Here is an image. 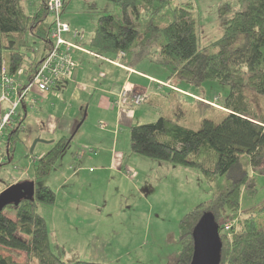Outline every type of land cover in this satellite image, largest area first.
Returning <instances> with one entry per match:
<instances>
[{"label": "trees", "instance_id": "obj_1", "mask_svg": "<svg viewBox=\"0 0 264 264\" xmlns=\"http://www.w3.org/2000/svg\"><path fill=\"white\" fill-rule=\"evenodd\" d=\"M104 1L90 38L91 47L98 54L115 58L123 52L121 62L141 55L153 58L159 52V64L166 69L171 85L166 93L150 100L159 108L155 120L130 125L131 150L157 162L195 168L213 190L209 199L198 202L181 217L180 251L174 264H189L192 229L204 212L212 213L219 226V264H264V204L256 212H238L242 190L250 195L256 191L249 166H257L264 159V113L255 109L246 94V89H251L264 96V0H224L219 6L223 32L205 45L200 44L192 0ZM48 16L46 0H39L33 13L25 10L23 0H0V71L3 66L7 75L14 76L22 68L28 80L33 77L52 43ZM26 33L45 42L40 59L34 55L25 59L30 48ZM153 44L157 47L149 50ZM179 80L193 85L215 80L228 86L224 109L215 110L216 119L201 116L194 127L182 123L186 110L173 83ZM21 109L2 140L1 155L6 159L25 129L26 107ZM67 140L64 136L55 140L36 159V177L51 171L68 146ZM19 188L0 191V203L19 195L13 194L20 193ZM18 199L0 209V264H115L67 261L51 249L46 222L38 210L39 203L52 204L55 200L49 185L33 186L32 196ZM8 206L13 209L10 214L4 212ZM224 208L234 211L223 218ZM225 223L229 224L227 229ZM21 253L24 263L16 260Z\"/></svg>", "mask_w": 264, "mask_h": 264}, {"label": "rangeland", "instance_id": "obj_2", "mask_svg": "<svg viewBox=\"0 0 264 264\" xmlns=\"http://www.w3.org/2000/svg\"><path fill=\"white\" fill-rule=\"evenodd\" d=\"M24 1L23 6L28 13H33L39 5V0H36L34 5H29L30 2L28 4L26 2L25 5ZM64 1L65 4L61 9L62 20L68 23L70 31L81 32L82 30L81 41H85L82 46L96 52L86 39H89L95 28L100 13L98 11L105 6V1ZM192 1L195 3L194 11L199 23L212 25L215 32L218 31V23L223 29L224 17L219 14V6L224 0ZM48 20L52 21V17L48 16ZM65 34L62 33L61 36L64 38ZM219 35L216 33L215 37ZM25 36L30 47L25 52V59L33 55L36 59H40L45 52V42L30 33H26ZM156 47L153 44L148 49L154 50ZM158 54L160 53L157 52L156 56ZM104 59L109 61L107 58ZM116 61L109 62L118 66L124 65L119 60ZM146 61L149 60L146 58ZM150 63L155 66L157 74L162 79L153 78L154 76L148 72L146 73L152 77H146L154 83L167 82L166 69L157 62L156 65L153 62ZM12 77L19 88L29 82L22 68ZM173 83L179 91L182 89L179 95L186 110L182 120L185 125L194 127L195 122L201 116L216 119L214 118L217 116L215 110L224 109V100L229 91L227 85L215 80H206L199 85H193L184 80L173 81ZM161 87L163 88L152 85L148 94L146 90H141L146 91L148 99L128 109L114 110L110 106V108L106 107V111H102L92 101L90 108L78 112L79 120L84 115L83 136L79 130L75 141L61 152L51 171L45 176L36 177L34 175V164L36 157L42 151L41 148L47 147L46 144L36 142V146L30 151V146L26 145L24 136L19 134L21 140L17 141L12 155L6 159L1 155L4 152L1 141L0 191L8 183L21 179L23 176L35 179L36 185L47 183L46 185L54 190V202L52 204L39 203L38 210L43 214L46 222L50 247L62 259L67 261L85 259L115 264L175 263L180 251L178 224L181 217L193 209L198 202L209 199L213 190L201 172L195 168L169 162L155 163V160L131 150L130 125L153 121L158 117L159 108L150 105V100H152L150 97L154 94H164L170 89L167 85H161ZM34 89H37L36 86L29 90L30 95ZM246 94L255 109L259 113H264V96L251 89H246ZM12 98L16 101L15 95L0 100V114L6 108L1 103L5 101V103L8 102L7 106H10ZM22 102L17 106L16 115L22 111ZM48 105L50 110L42 107V112L55 115L59 114L63 107L57 99H51ZM38 106L39 104H34L28 118L30 122L37 121V128H35L37 134L45 136L48 124L45 121L44 128L40 125L38 127L39 120L35 115V111L39 110ZM14 118L15 116H12V125L7 129L13 126ZM100 124L111 129L114 125L118 126L112 159L108 160L109 155L105 156L102 166L96 162L91 163L80 159L75 154H82L83 149L86 150L89 147L86 141L91 136L99 134V131L101 132ZM61 131L57 130L55 134L58 135ZM90 156L94 157L93 154ZM89 167L93 171H90ZM75 171H78L76 175H74ZM249 173L255 179L256 191L250 195L244 189L242 190L238 207V212L242 215L256 212L264 204V159L257 166H249ZM12 211V207L9 206L4 210L8 214ZM233 211L224 208L223 218ZM16 260L24 263V254L21 253Z\"/></svg>", "mask_w": 264, "mask_h": 264}, {"label": "crops", "instance_id": "obj_3", "mask_svg": "<svg viewBox=\"0 0 264 264\" xmlns=\"http://www.w3.org/2000/svg\"><path fill=\"white\" fill-rule=\"evenodd\" d=\"M24 2L25 5L26 2L27 4L28 2H30L31 4L29 5H34L36 3V0H25ZM198 24V34L201 45H205L215 39L216 33H218V35H221L223 32L222 26L220 25L221 27H219V23L217 24V32H215V29L212 27V25H202L201 23H199V21ZM74 31H67L70 33L64 32L66 33L64 38L68 41L82 46V43H85V41H81L82 30L81 32L77 31L79 33V36H73ZM92 33L90 34L89 39H86L88 40V42H90ZM71 54L73 60L77 63L71 74L68 77L61 78L55 84V86L49 88L46 91L34 89L32 90L31 95L28 92L26 101L22 104L24 107H26L24 124L27 129H25L26 132H24L25 130L21 132V136H24L26 145L30 146L34 138L38 136L46 140H52L51 142H42L46 144L47 147L41 148L42 151L41 153H39L36 159L41 156L46 149L48 150L52 143L60 137L64 136L68 138L67 141L69 143L66 147L68 148L71 143L75 141L76 134L79 130L81 131L80 133H82L83 136L84 115L82 116V119L79 120L78 112H80L82 109H84L85 111V108H90L92 101H94V105L102 111H106V107L110 108V106L115 110L118 108L112 105V100L117 96L120 88L123 85L138 90H146L147 94L149 93L152 85L156 86L157 88H163L159 87L156 83L152 82L146 77L150 76L146 73L148 72L152 76H154L153 78L162 79V77L157 74L158 72L155 66L150 63L153 62L155 65L156 62L159 63V61H161L162 59V56L160 54H158V56H156L155 54L153 58L141 55L140 57H134L129 62H121L120 58L112 57L111 54H100L99 56H97V54L94 55L91 53H86L79 49H74ZM104 58H111L114 60L117 59L124 65H115L112 62L105 60ZM146 58L149 61H146ZM181 90L179 92H181ZM156 95L157 94L152 95L150 99L152 98L153 100ZM31 98L36 100L35 104H39L37 108L39 110L35 111V115L39 120L38 127L45 125V121L48 124V129L45 132V136L37 134V130H35V128H37V121L30 122V118H28V116L31 114L30 109L34 107L30 106L29 101ZM51 99H57L58 103L63 106L61 107V112L59 114L54 115L49 114L48 112H42V107L49 109L48 102H50ZM1 105L3 107H6L8 105V102L5 103V101H3ZM150 105H152L151 102ZM59 106H57V108L60 109ZM40 118L42 119L41 121ZM99 127V130H101V132L99 131V134H95L94 136H91L89 139H87L88 141H86V144L89 147H87L86 150L83 149L84 152H82V154H75L80 159H85L87 160V162L91 163L96 162L97 164H99V166H102L105 156L108 157L109 155L108 160L112 159V153H114L115 151L114 144L116 143L118 135V130H116L118 126L114 125V128L111 129L106 128L102 126V124H100ZM57 130L62 131L61 133L56 135L55 133H57ZM110 130H112L114 134H112ZM34 146H36V143ZM88 152L93 154L94 157L92 158L90 156L91 154H89ZM155 163L159 162L155 161ZM89 170H92L91 167H89ZM77 173L78 171H75L74 175H76ZM26 181H31L33 183V186H38L36 185L35 179H33L32 177L23 176L21 179L15 180L11 183H8L5 187H2L1 191L8 185Z\"/></svg>", "mask_w": 264, "mask_h": 264}, {"label": "built area", "instance_id": "obj_4", "mask_svg": "<svg viewBox=\"0 0 264 264\" xmlns=\"http://www.w3.org/2000/svg\"><path fill=\"white\" fill-rule=\"evenodd\" d=\"M64 0H46V6L49 13V16L52 17L49 37L52 41L50 49L44 55L43 59L36 68V71L33 77L29 82L19 88L12 76L7 75L4 72L2 66L0 71V100H5L11 96H16V101L14 98L10 102V106H6L0 114V143L5 137V131L7 127L12 125V116H16L17 106L22 101H26L29 90L36 86L40 91H46L49 88L55 86V84L61 79L68 77L77 63L72 58V51L74 49H79L91 54L99 56L100 54L92 52L83 46H80L71 41L65 40L61 34L69 31V25L61 18V9L63 7ZM73 36H79L77 31L73 32ZM123 55V52H120L116 58H120ZM109 61L117 62V59L107 58ZM119 64V63H118ZM159 87L161 85H171L168 82H156ZM177 89L176 87H172ZM179 91V89H177ZM146 91H137L131 89L127 86H122L117 94V96L112 100V105L116 106L118 109L121 108H132L133 106L140 105L145 101ZM30 105L33 107L36 103V100L33 98L29 101ZM4 135V136H3ZM2 138V139H1ZM229 226L228 223L224 224V227L227 229Z\"/></svg>", "mask_w": 264, "mask_h": 264}, {"label": "water", "instance_id": "obj_5", "mask_svg": "<svg viewBox=\"0 0 264 264\" xmlns=\"http://www.w3.org/2000/svg\"><path fill=\"white\" fill-rule=\"evenodd\" d=\"M37 141L41 142H51L52 140L42 139L40 137L34 138L30 145V151ZM23 183H14L6 187L9 189L11 187L15 188L19 186L21 192L13 193L19 195H13L12 198L3 200L0 203V209L5 204L18 202L19 197H26L33 195V183L31 181H26ZM22 185V186H21ZM5 189V188H4ZM4 189L2 191H4ZM1 197V194H0ZM192 240H193V250L189 264H219L220 261V249L221 241L219 236V226L214 220V216L210 212H204L192 229Z\"/></svg>", "mask_w": 264, "mask_h": 264}, {"label": "bare ground", "instance_id": "obj_6", "mask_svg": "<svg viewBox=\"0 0 264 264\" xmlns=\"http://www.w3.org/2000/svg\"><path fill=\"white\" fill-rule=\"evenodd\" d=\"M18 183H23V184H25L24 182H18Z\"/></svg>", "mask_w": 264, "mask_h": 264}]
</instances>
